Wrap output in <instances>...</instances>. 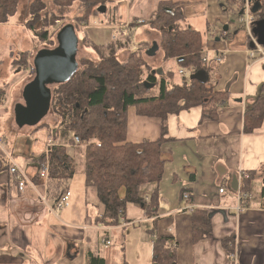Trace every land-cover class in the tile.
Listing matches in <instances>:
<instances>
[{
  "label": "crops",
  "instance_id": "1",
  "mask_svg": "<svg viewBox=\"0 0 264 264\" xmlns=\"http://www.w3.org/2000/svg\"><path fill=\"white\" fill-rule=\"evenodd\" d=\"M111 1L117 5L118 23L139 18L146 21L134 26L126 37L130 40V51L137 49L140 43L145 45V41H151L143 55L147 59H160L167 71L174 72L180 68L178 61L162 62L159 36L149 28L158 4L173 2L183 16L180 24L201 33L208 57L221 55L219 62L211 61L209 65L210 81L225 94V100L217 106L216 119L204 118L201 106L167 116L164 124L168 141L162 145L165 162L157 185L158 210L155 215L147 216L143 205L129 204L125 219L116 226L96 222L95 218L103 213L104 207L95 188L84 187L82 171L77 170L69 180L68 205L57 208L55 199L49 197L47 191L48 179L37 177V157H31L21 167L9 156L24 171L31 185L20 191L7 169H1L4 165L1 163L0 264H86L92 255H99L104 264H111L108 258L114 259L116 252L120 257L118 264L127 262L126 258L129 264H134L132 260L135 264H151L154 238L148 230L154 225L156 233L167 232L174 237V264H264V208L260 207L264 196V117L254 131L243 129L244 112L264 83V56L248 59L246 49L250 36L239 21L241 10L234 13L239 23L236 26L234 20L225 18L231 11L227 13L224 2L219 8H212L215 0ZM254 4L251 1V7ZM105 26L111 30V41L114 26ZM135 34L137 38H134ZM132 41L135 46H131ZM171 62L175 63L174 67ZM162 66L153 71L164 73ZM177 76L178 79H173L176 83L187 75ZM0 91L4 92L3 97L9 96L6 87H0ZM10 104L7 107L0 104V111ZM161 124V119L139 115L131 106L127 110V139L135 143L155 140L160 136ZM15 126L13 122L12 127ZM46 146L45 141L41 152ZM67 147L72 150V145ZM241 171L256 172L249 183L248 206L237 212L233 210L236 204L234 190ZM222 185L227 187L226 193L219 192ZM154 188L153 184L144 185L142 195L149 196ZM183 191L189 193L192 208L207 211L211 220V234L196 243L192 242L191 235L192 209L181 198ZM131 235L138 246L136 258L125 255L121 245L124 236L128 239ZM226 238L232 239L229 243L231 253L222 245ZM103 239H108V246L112 247L105 246Z\"/></svg>",
  "mask_w": 264,
  "mask_h": 264
},
{
  "label": "trees",
  "instance_id": "2",
  "mask_svg": "<svg viewBox=\"0 0 264 264\" xmlns=\"http://www.w3.org/2000/svg\"><path fill=\"white\" fill-rule=\"evenodd\" d=\"M251 1L258 3L252 15L257 19H264V0ZM241 2L238 11L243 6V0ZM18 4L19 0H0V23L8 22L16 13ZM73 5H78L82 11L76 16L79 21L87 22L90 16L101 15L103 19L100 23L104 25H123L117 22V5L112 4L111 0H50L49 6L44 0H32L27 8L29 18L24 26L33 39L44 41L48 38L49 21L58 16L56 12L62 14ZM100 6H105V12L98 10ZM48 7L53 9L49 18L42 14ZM182 18L181 11L173 2L162 1L149 21L150 27L159 32L158 47L162 62L176 59L180 68L195 67V71L183 76L180 82H174L176 73L173 71L162 74L154 72L139 49L131 51L125 59L120 60L115 55L111 40L102 45L91 42L96 59L81 58L80 68L74 75L67 82L52 87L50 111L59 119L58 126L54 129L55 136L68 139L66 144H48L36 161L37 177L40 165L47 162V191L49 197L56 202L68 191L69 180L80 169L84 175V187H94L104 207L103 213L95 218L96 222L110 227L120 224L121 219H125L129 204L143 205L147 216L156 214L157 185L162 178L165 162L162 145L168 141L164 124L167 116L201 106L204 118L216 119L217 106L225 100V94L219 92L210 81V63L202 62L206 46L201 33L196 29L183 27L180 24ZM73 27L76 32V26ZM85 39L88 40L84 36L81 41ZM50 42L54 46L56 39H51ZM25 54L27 52L20 53L19 57L11 61V65L19 71L24 69L27 62ZM2 95L4 92L0 91V96ZM131 106L139 115L161 119V131L157 139L137 143L127 139V110ZM263 117L264 83L254 102L244 112V131H254ZM47 128L51 132L52 127L47 124ZM75 138L79 140V144H76ZM68 144L74 145L75 149L70 151ZM1 169L9 170L8 160ZM255 172H249V178L243 180L242 192L250 193L249 183ZM146 184L155 186L149 196L142 195V187ZM185 192L181 194L182 199ZM262 193L264 195V183ZM144 197H149L148 204L144 203ZM211 231L212 224L207 211L193 208L192 242L205 239ZM148 232L154 238L151 264H174V237L167 232L156 233L155 225ZM231 241V238L222 241L229 253L232 252L229 249ZM88 262L104 264L99 255H92Z\"/></svg>",
  "mask_w": 264,
  "mask_h": 264
},
{
  "label": "rangeland",
  "instance_id": "3",
  "mask_svg": "<svg viewBox=\"0 0 264 264\" xmlns=\"http://www.w3.org/2000/svg\"><path fill=\"white\" fill-rule=\"evenodd\" d=\"M31 1L32 0H19L16 13L10 17L8 22L0 23V87H6L10 91L9 96L8 94L4 97L2 96L3 99H0V104L3 107H7L9 103H11L7 109L0 111V160L1 163L6 164L8 156H10L17 160L21 167L26 161H30L31 157L35 158L39 156L42 151V144L45 141L47 143L49 138L51 140L50 143H67L66 141L68 139V137L56 138L54 129L57 128L59 119L50 110L42 121L34 127H12L14 122L13 111L15 102H22L23 87L34 76V72H32V60L35 53L42 48L54 47L55 45L52 46L53 44L51 45L52 42H50V40L55 39L56 32L66 24H73L76 26V34L79 38L76 54L79 69L81 58L87 57L94 60L96 59V54L92 50L91 42L97 45L106 44L107 42H110L111 34V30L104 24L100 23V20L103 19L101 15L97 17L90 16L89 21L87 22L76 19V16L80 15L82 11L78 5H73L69 11L62 14H58V12H56V15L58 16L54 20L49 21V24L47 25L49 26L48 38L46 40L38 41L37 39H33L30 31L24 26V22L29 18L27 15V8ZM44 1L47 2L48 6L50 5V0ZM226 1L228 2L232 0H221L220 2L215 0L212 8H219V5L224 2L227 13H229V10L231 11L229 16L225 17L226 20H234L233 24L239 26V23H237V16L235 14L238 10V6L242 4L241 0H233L230 4L226 3ZM47 9L48 10L44 9L42 14H46V17L49 18L53 9L52 7H48ZM129 23L135 24V22ZM151 31H155L157 34L159 33L153 29H151ZM84 36H86L88 40L85 39L84 41H81ZM136 36L137 35L135 34L134 38H137ZM113 43V48L116 52L115 55L120 60L125 59L131 52L130 49H132V47L129 45V39L116 42L113 41ZM144 44L145 45L140 43L137 47L142 55L143 50L151 44V41H145ZM131 46H135L134 41H132ZM23 52H27V54L24 55L27 62L25 67H23L24 69L19 71L11 65V61L16 57H19V54ZM143 57L153 69L158 68V66H162V63L159 62L160 59L158 60V58L147 59L144 55ZM170 64L172 67L175 66L174 62H171ZM162 68H164V72H167V67L162 66ZM174 72L176 73L174 79H178V70ZM4 101L7 102L5 103ZM47 124L52 127L51 132L48 131L49 129L47 128ZM68 149L73 151L75 146H72V150L70 148ZM79 172H81V170ZM78 176L79 175L74 177L75 180ZM115 238L116 236H114V240ZM121 245L124 246L125 255H128L130 258H136V255H138V246L135 244V239L132 235L128 239L124 236V240ZM109 260L112 261L111 264H113V261L114 264H118V261L120 260L118 252H116L114 259L109 257ZM126 261L128 262L127 258ZM132 261L135 264V260ZM136 261L138 260L136 259Z\"/></svg>",
  "mask_w": 264,
  "mask_h": 264
},
{
  "label": "water",
  "instance_id": "4",
  "mask_svg": "<svg viewBox=\"0 0 264 264\" xmlns=\"http://www.w3.org/2000/svg\"><path fill=\"white\" fill-rule=\"evenodd\" d=\"M256 5L258 3L251 8L252 13L256 11ZM98 10L105 12V6H100ZM251 33L257 43L264 45V19L252 21ZM55 39L54 47L42 48L33 57L34 76L23 87L22 102L14 105L17 127L38 125L50 110L51 88L67 82L78 70L76 54L79 38L73 25L62 26Z\"/></svg>",
  "mask_w": 264,
  "mask_h": 264
},
{
  "label": "built area",
  "instance_id": "5",
  "mask_svg": "<svg viewBox=\"0 0 264 264\" xmlns=\"http://www.w3.org/2000/svg\"><path fill=\"white\" fill-rule=\"evenodd\" d=\"M239 21L242 23V25L248 30L249 36H250V43L246 49V54L248 59L253 60L260 58L264 56V45H261L256 42V38L252 35L251 33V27H252V21L254 20V17L251 12V0H243V6L241 8V11L239 12ZM135 24L131 23H125L123 25H116L113 28V32L111 35V40L116 42V41H123L126 39L128 36L129 32L131 29L136 26V25H143L146 23L144 19H137L135 21ZM203 57H202V62L204 63H211L213 62H219L221 60V55L220 54H214L213 57L209 58L207 53L203 51ZM195 71V67H187V68H179L178 74L183 76V75H188L191 74ZM51 140L49 138L47 145L50 144ZM76 144H79V140L75 138ZM8 172L9 174L14 178L17 184V188L20 191H23L28 185H31L29 182V179L27 178V175L24 173V171L20 168V166L10 157L8 156ZM48 165L47 162L44 164L40 165V168L38 170V176L39 178H44L47 179L48 177ZM239 181L237 183L236 190H234L235 193V199H236V204L233 207V210L240 212L244 209L247 208L248 202H249V193H244L241 191V180L248 179L250 174L249 172H240L238 174ZM227 187L225 185H222L219 187V192L220 193H226ZM70 191H65L60 198L56 202L57 208L65 207L68 205V201L70 199ZM144 203L148 204L150 202L149 197H144ZM183 199L186 200L190 204V195L188 192H185L183 194ZM261 208H264V197L261 200L260 204ZM189 209H193L192 205L190 204L188 206ZM123 219H121V222ZM103 244L105 246H108L110 244V241L108 239H103L102 240ZM86 264H89L88 260L86 261Z\"/></svg>",
  "mask_w": 264,
  "mask_h": 264
}]
</instances>
